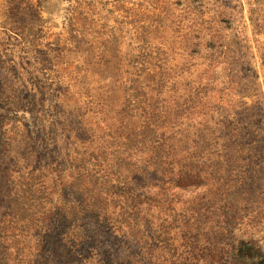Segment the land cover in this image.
Segmentation results:
<instances>
[{"label": "rangeland", "instance_id": "374dc122", "mask_svg": "<svg viewBox=\"0 0 264 264\" xmlns=\"http://www.w3.org/2000/svg\"><path fill=\"white\" fill-rule=\"evenodd\" d=\"M0 264H264V0H0Z\"/></svg>", "mask_w": 264, "mask_h": 264}, {"label": "trees", "instance_id": "16d2710c", "mask_svg": "<svg viewBox=\"0 0 264 264\" xmlns=\"http://www.w3.org/2000/svg\"><path fill=\"white\" fill-rule=\"evenodd\" d=\"M173 133V132H172ZM174 141L171 142L170 145H168L167 149L172 150L175 154H181V153H186V154H193L191 151H196L194 148V145H190L188 140L180 139V138H175L173 139ZM181 143L183 147L178 146L176 143ZM256 149V147H255ZM165 151L164 149H162ZM97 164H95L93 170H84L85 168L83 167H77L78 173H79V178H82V176L86 175L85 179V190L90 188L87 185L88 180H95L99 182L100 179H103V182L100 185L99 189L93 188V190L90 191V196H86L89 200L88 204H145L144 200L142 199V196L144 193H141L138 189H136V186L134 189H127V185H124L123 187L117 186L113 184V182H118L121 183L122 180L127 177H125L127 172L130 174H133L134 172L136 173H141L143 172L142 166L140 163L135 164V166L131 165L129 168L121 169V164L118 162L117 159L116 162H114L113 166L109 165L106 166L104 162L99 161L98 156H97ZM167 164V160H158L156 166H161L162 169H164V166ZM147 165H149L147 163ZM171 163L169 164V166ZM149 167V166H148ZM159 170V169H158ZM82 171V172H81ZM111 171H114V173ZM165 172V171H164ZM83 174V175H82ZM165 174V173H163ZM142 178V177H141ZM137 181V179H135ZM142 179H139L140 181ZM137 181V182H138ZM109 187V188H103V187ZM245 181L242 182L240 180H235L232 184H230L228 187L234 191L230 193V195L237 197L241 200H243L241 203L237 202V204H244L247 203L249 200L248 198H243V197H249L251 194L250 190H247L245 187ZM81 190V189H80ZM78 194H83L82 192H78ZM83 196V197H84ZM149 200V198L147 199ZM245 201V202H244ZM96 232H105V233H112L114 232L113 230V225L108 222V221H101V222H95L93 224V230H90V233H96Z\"/></svg>", "mask_w": 264, "mask_h": 264}]
</instances>
